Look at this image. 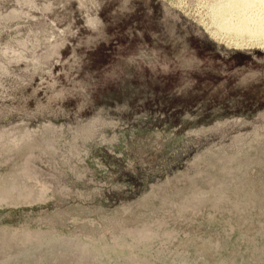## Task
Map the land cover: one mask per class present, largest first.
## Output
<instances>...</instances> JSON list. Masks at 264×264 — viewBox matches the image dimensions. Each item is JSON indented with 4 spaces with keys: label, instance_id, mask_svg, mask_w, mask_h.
Instances as JSON below:
<instances>
[{
    "label": "rangeland",
    "instance_id": "374dc122",
    "mask_svg": "<svg viewBox=\"0 0 264 264\" xmlns=\"http://www.w3.org/2000/svg\"><path fill=\"white\" fill-rule=\"evenodd\" d=\"M209 21L0 0V264H264V48Z\"/></svg>",
    "mask_w": 264,
    "mask_h": 264
},
{
    "label": "bare ground",
    "instance_id": "6f19581e",
    "mask_svg": "<svg viewBox=\"0 0 264 264\" xmlns=\"http://www.w3.org/2000/svg\"><path fill=\"white\" fill-rule=\"evenodd\" d=\"M206 3L210 18L206 23L212 34L226 38L236 48L243 45L264 48V0H206Z\"/></svg>",
    "mask_w": 264,
    "mask_h": 264
}]
</instances>
